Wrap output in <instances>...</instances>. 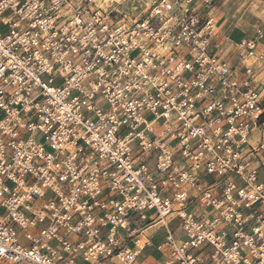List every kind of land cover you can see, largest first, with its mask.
Wrapping results in <instances>:
<instances>
[{
	"label": "built area",
	"instance_id": "built-area-1",
	"mask_svg": "<svg viewBox=\"0 0 264 264\" xmlns=\"http://www.w3.org/2000/svg\"><path fill=\"white\" fill-rule=\"evenodd\" d=\"M203 4L0 0V264H136L155 226L162 264H264L263 35L237 68Z\"/></svg>",
	"mask_w": 264,
	"mask_h": 264
},
{
	"label": "crops",
	"instance_id": "crops-1",
	"mask_svg": "<svg viewBox=\"0 0 264 264\" xmlns=\"http://www.w3.org/2000/svg\"><path fill=\"white\" fill-rule=\"evenodd\" d=\"M193 2L201 12L208 9L204 8L203 0H193ZM209 14L215 16L218 22V31L213 39L216 53L220 57L230 60L237 68L249 65L250 59H252L249 56L243 61L237 59L236 44L242 39L256 38L258 32L262 33L261 42L264 43V0H212ZM46 224L47 221L29 228V231L36 235L38 230ZM148 232L151 235V245L145 246L140 252L136 264H162L167 259L168 254L155 249L159 242L154 243L153 241L155 237L153 228ZM21 237L24 238L23 232H21L19 240ZM26 244H29L27 240ZM77 263L83 264L79 259H77ZM108 264L114 263L109 262Z\"/></svg>",
	"mask_w": 264,
	"mask_h": 264
},
{
	"label": "rangeland",
	"instance_id": "rangeland-1",
	"mask_svg": "<svg viewBox=\"0 0 264 264\" xmlns=\"http://www.w3.org/2000/svg\"><path fill=\"white\" fill-rule=\"evenodd\" d=\"M5 29L6 28H4V27H0V30L2 32L5 31ZM252 60L253 59H250L249 65L251 63H253V62H251ZM255 67H257V66L255 65ZM259 78H260L259 86H262L263 85L262 83L264 82V68L259 72ZM257 86H258V83H257ZM159 130H160V127L154 126L155 133H157ZM257 134H258V131H254L252 133V135L250 136V141H254V139L257 137ZM258 181H264V169H261L258 172ZM6 185L11 187L12 183L10 181H7ZM48 196L49 195L47 194L46 197H48ZM42 202H43V200H41V199L36 200V202H35L36 206L39 207ZM146 213L148 215H150L151 211H146ZM0 215H4V210L1 207H0ZM175 223H176V220L170 224V227L173 228ZM153 231L155 232V237L153 239L154 243L160 242L163 239V237H164L165 229L162 226H155L153 228ZM19 242L22 243V244H26V240L23 237L20 238Z\"/></svg>",
	"mask_w": 264,
	"mask_h": 264
}]
</instances>
